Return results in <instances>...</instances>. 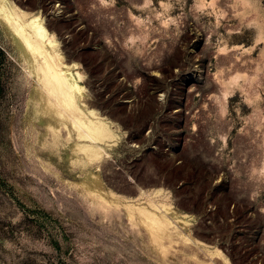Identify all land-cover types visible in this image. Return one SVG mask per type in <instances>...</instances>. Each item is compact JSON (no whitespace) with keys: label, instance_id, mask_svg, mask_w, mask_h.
Wrapping results in <instances>:
<instances>
[{"label":"rangeland","instance_id":"1","mask_svg":"<svg viewBox=\"0 0 264 264\" xmlns=\"http://www.w3.org/2000/svg\"><path fill=\"white\" fill-rule=\"evenodd\" d=\"M11 4L42 17L115 130L100 168L73 162L47 128L37 78L2 16ZM86 173L121 210L169 205L158 212L182 223L194 249L177 238L164 257L124 211L93 209ZM223 257L264 264V0H0V264Z\"/></svg>","mask_w":264,"mask_h":264},{"label":"bare ground","instance_id":"2","mask_svg":"<svg viewBox=\"0 0 264 264\" xmlns=\"http://www.w3.org/2000/svg\"><path fill=\"white\" fill-rule=\"evenodd\" d=\"M57 7L59 9V6ZM50 9H52L51 13H57L56 7ZM2 16L15 33L21 48L28 57L29 67L37 78L50 119L47 128L52 131L55 138L70 148L73 162H79L80 165L87 167L95 165L100 168L110 158L106 148L109 147V141L116 139V134L110 124L94 108V102L85 96V89L81 84L83 75L77 70V64L68 63L63 59L58 41L48 31L39 15L11 4V8H7ZM78 153L82 154H80L82 158L76 156ZM80 186L87 190L89 199L93 200L91 205L93 209L107 211L118 217L121 215L119 208L121 205L107 198L97 176L86 173ZM139 191L140 194L145 193L142 189ZM157 192L156 190L155 193ZM122 207L124 210L121 212L124 211V215L130 222L129 226L134 231L137 228L141 230L142 227L148 237L144 236L149 239L151 246L160 255L164 257L171 255V244L177 238L190 248L194 247L191 237L182 235L183 225L180 221L158 212L163 209L169 210V205L148 198L144 206L126 203ZM196 248L198 256L201 254L206 258L211 254L202 247L196 246ZM213 252L221 253L217 249ZM223 261L228 264L226 257H223Z\"/></svg>","mask_w":264,"mask_h":264}]
</instances>
